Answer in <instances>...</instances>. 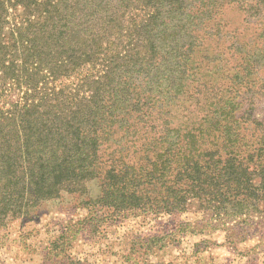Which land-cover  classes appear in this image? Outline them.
I'll return each mask as SVG.
<instances>
[{
  "label": "trees",
  "instance_id": "16d2710c",
  "mask_svg": "<svg viewBox=\"0 0 264 264\" xmlns=\"http://www.w3.org/2000/svg\"><path fill=\"white\" fill-rule=\"evenodd\" d=\"M230 5L264 30V0H0V226L93 180L121 211L264 210V82L200 72Z\"/></svg>",
  "mask_w": 264,
  "mask_h": 264
},
{
  "label": "rangeland",
  "instance_id": "374dc122",
  "mask_svg": "<svg viewBox=\"0 0 264 264\" xmlns=\"http://www.w3.org/2000/svg\"><path fill=\"white\" fill-rule=\"evenodd\" d=\"M218 20L227 38L205 39L203 54L220 58L203 62L200 72L210 68L212 84L234 85L240 96L250 98L242 76L246 69L250 84L264 82V30L247 24L235 5L224 8ZM233 41L237 44L231 46ZM254 61H260L258 69ZM252 92L264 117V93L256 87ZM246 136L256 141L257 135ZM100 196V182L93 180L86 194H62L28 215L6 220L0 226V264H264L261 206L215 217L194 203L182 212L141 206L121 211Z\"/></svg>",
  "mask_w": 264,
  "mask_h": 264
}]
</instances>
